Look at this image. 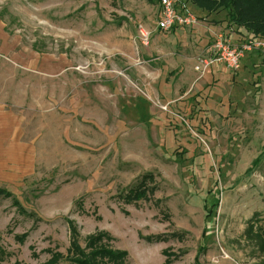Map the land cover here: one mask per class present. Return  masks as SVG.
<instances>
[{
	"label": "rangeland",
	"instance_id": "374dc122",
	"mask_svg": "<svg viewBox=\"0 0 264 264\" xmlns=\"http://www.w3.org/2000/svg\"><path fill=\"white\" fill-rule=\"evenodd\" d=\"M160 2L0 0L5 264L67 258L70 224L127 264H264V52L196 71L218 36L253 39L235 18L264 25V0H189L197 25L171 32ZM150 174L154 197L127 204Z\"/></svg>",
	"mask_w": 264,
	"mask_h": 264
},
{
	"label": "trees",
	"instance_id": "16d2710c",
	"mask_svg": "<svg viewBox=\"0 0 264 264\" xmlns=\"http://www.w3.org/2000/svg\"><path fill=\"white\" fill-rule=\"evenodd\" d=\"M182 1L186 5L189 3V0ZM222 1L224 0H220V2H217L216 0H194L195 5L199 9L206 11L208 14H212L217 11V9H219L220 7L216 9V6H220ZM230 1H232L231 3L236 4V0H229V2ZM235 22L236 25H238L239 27H244L245 29H247V31L250 30L249 32L252 33L253 39H256L257 37H262V40H264V25L256 24L255 20H247V17L243 14H238L235 18ZM153 178L154 177L151 174L143 176L135 187V189H133L129 193V195L125 197L124 201L127 204H133L134 202L140 200H150L151 198H153L156 191V187L153 186ZM19 209L21 213L25 214L24 210L21 207H19ZM70 229L72 235V242L71 247L68 251L67 258H65L61 254H55L46 264H59L60 260L62 259L69 261L72 264H127L129 254L126 251L113 250L112 247H110V244L114 241V239L107 233L91 235L87 238L86 248L83 249L78 243L77 238L79 237V234L74 224H70ZM26 238L27 235H24L22 237H16V239L19 240L20 243H24ZM141 239H143L149 244L162 243L168 240V238L164 235L141 237ZM6 257L7 255L5 251L0 246V264H5ZM171 262L172 261H170V259L166 260L167 264H170ZM14 264L21 263L16 262Z\"/></svg>",
	"mask_w": 264,
	"mask_h": 264
},
{
	"label": "built area",
	"instance_id": "2783aa9c",
	"mask_svg": "<svg viewBox=\"0 0 264 264\" xmlns=\"http://www.w3.org/2000/svg\"><path fill=\"white\" fill-rule=\"evenodd\" d=\"M197 23L196 17L182 0H161L157 31L171 32L177 28H192ZM140 39L144 45H148L150 33L141 29ZM261 51L264 52V40L262 39H253L235 44L231 39L220 35L212 44L208 56L198 60L196 71L204 73L210 67L219 65L232 72H238L242 66L241 61L247 53Z\"/></svg>",
	"mask_w": 264,
	"mask_h": 264
},
{
	"label": "crops",
	"instance_id": "0c3cea01",
	"mask_svg": "<svg viewBox=\"0 0 264 264\" xmlns=\"http://www.w3.org/2000/svg\"><path fill=\"white\" fill-rule=\"evenodd\" d=\"M197 14V13H196ZM177 29H180V28H177ZM198 30H200V28H197L196 27V34H197V31ZM180 33H184L183 31L181 32V30L179 31V34ZM175 34H177L178 35V31H176V33ZM231 41L232 42H234L235 44H238V43H240V42H238L237 40H236V38L235 37H232L231 38ZM210 51V50H209ZM209 53V52H208ZM252 54H255V53H252ZM251 54V55H252ZM251 55H246L245 56V58H244V60H243V62L245 61V64H250V63H252V56ZM208 56V55H207ZM206 57V56H205ZM242 67V66H241ZM247 67V66H246ZM6 134H7V125H5V124H0V146L2 145V144H5V139H6Z\"/></svg>",
	"mask_w": 264,
	"mask_h": 264
}]
</instances>
